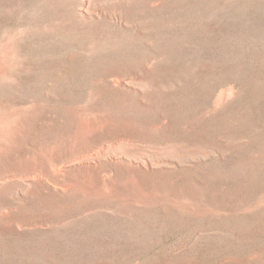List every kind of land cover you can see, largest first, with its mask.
Instances as JSON below:
<instances>
[{
  "label": "rangeland",
  "instance_id": "1",
  "mask_svg": "<svg viewBox=\"0 0 264 264\" xmlns=\"http://www.w3.org/2000/svg\"><path fill=\"white\" fill-rule=\"evenodd\" d=\"M0 264H264V0H0Z\"/></svg>",
  "mask_w": 264,
  "mask_h": 264
}]
</instances>
